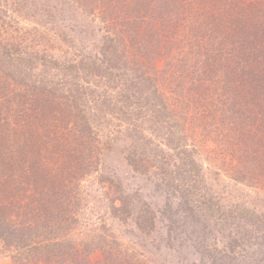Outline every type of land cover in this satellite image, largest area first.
I'll use <instances>...</instances> for the list:
<instances>
[{"label":"trees","instance_id":"1","mask_svg":"<svg viewBox=\"0 0 264 264\" xmlns=\"http://www.w3.org/2000/svg\"><path fill=\"white\" fill-rule=\"evenodd\" d=\"M27 1L0 0V242L24 254L16 264H167L160 246L182 223L199 235L203 264L263 251L264 201L240 189L264 192V0ZM71 2L88 22L80 28L65 17ZM136 6L153 12L143 25ZM122 134L131 170L170 199L157 210L99 175L102 216L137 240L134 251L105 238L89 248L76 232L81 182ZM218 181L238 192L214 190Z\"/></svg>","mask_w":264,"mask_h":264},{"label":"rangeland","instance_id":"2","mask_svg":"<svg viewBox=\"0 0 264 264\" xmlns=\"http://www.w3.org/2000/svg\"><path fill=\"white\" fill-rule=\"evenodd\" d=\"M34 2L35 4H40L41 0H28L25 2V5L27 6L32 5L31 2ZM57 0L52 1L55 3ZM154 0H151L152 6L154 5ZM141 4V1L140 3ZM33 8V7H31ZM65 9V17L71 18L76 22L75 28H80L82 24L88 23L87 20L82 16V12H80L75 4L71 5L67 4L64 6ZM149 11L146 9L140 10V8L137 9L136 7H133L129 9V14L132 17V19L138 21V25L141 23L142 25L147 22V19L150 15L153 14L151 11L150 14H148ZM123 15V14H122ZM30 20H27L29 23ZM100 25L99 21L98 23H91V27L88 29V34L91 32L93 35H99L98 34V26ZM205 26V21L202 23V25L199 27L200 31ZM205 28V27H204ZM198 32V36L194 37L195 40L199 38L201 32ZM187 46V45H186ZM181 48V46H178ZM184 52L186 53V60H196V55L193 52H188L187 47H183ZM186 49V50H185ZM172 53H176L177 56L171 54V62L176 64L177 57H180L177 49L172 50ZM161 64V62H160ZM174 64V66H175ZM179 64V63H178ZM191 67V66H190ZM192 69V68H190ZM197 133V132H193ZM193 136V137H192ZM201 136L192 134L191 137H189V140H187V144L189 146L191 143H193L192 139H198ZM130 142V138L124 134H122L119 138H116L115 141L111 142V147H108L107 151H103V163L104 167L101 169H98L97 171H94L91 175H89L86 179H84L81 184H83L85 196L83 200L80 202V208L78 211V220L79 224L77 225L76 232H79L78 240H82L81 242L89 244V248L91 244H94L99 238L102 240L105 238V241H111L112 239H119V249L122 251V249L127 248L128 251H134L133 248H135L134 242L137 240V234L130 229V224L124 225L118 220H107L105 218L108 217L102 216L103 213L106 212L105 205L107 204L106 195L102 194V191H100V188L102 186V182L98 181L100 176L109 173L111 177L116 179L119 182V185L121 188H123L124 193H132L135 192L137 189V192L135 193V200H138L140 202H144L152 208H158L157 210L162 209L161 207L164 205V202H166V199H170V196L165 190L156 189L154 184L150 181H147L145 177L142 175H139L136 172H133L126 162V160L123 157V153H125L124 149ZM211 146V145H208ZM201 150V149H200ZM200 154L204 156L202 153V150L200 151ZM198 155L199 153H193L192 159L196 161L198 164ZM229 159V157H228ZM203 162V161H202ZM234 162V161H233ZM232 162V163H233ZM203 166L206 167L207 164L203 162ZM207 168H209L207 170ZM204 170V176L206 175H213L211 174V167H207ZM211 168V169H210ZM97 172V173H96ZM110 186H113L110 184ZM226 185H222L220 181L217 183L212 184V188L214 190H222ZM238 186L234 188L233 185H228L226 187L228 191L231 194L235 195L234 189L238 192L237 189ZM113 188V187H112ZM247 193V199L248 201L252 202H258L264 201V192L261 191L258 194H253L250 192H246V189L241 188L240 192ZM115 195V194H114ZM259 200V201H258ZM177 201H172L171 208L169 209L171 212H174V207L179 209ZM171 203V202H170ZM105 207V208H104ZM176 214V213H175ZM101 217V218H100ZM189 218V217H188ZM157 226L154 229V236L159 237L162 236L163 238L166 237V227L163 226L165 223L157 222ZM172 233H170L172 240L169 241L170 247H168V251L165 247L160 246L159 254L161 256H166L168 258L167 264H203L201 261V258H199L198 253H194L192 251L193 245L197 243L199 240V235L195 234L194 232H190V228L185 225V223H182V226L180 228H175V226H172L171 229ZM93 232V234H91ZM151 235V233L149 234ZM90 239H94L93 242H90ZM166 242V239H162L160 241V244H164ZM95 245V244H94ZM11 248L4 245L0 242V264H16L18 256H24V254H18L17 259L15 260L16 253L10 250ZM137 250V246L136 249ZM152 252H156L153 249L150 250ZM249 253V258L247 260V264H264V250H258L254 249L252 247H248L247 250ZM122 257H125L123 254ZM15 255V257H14ZM165 258V261L167 260ZM180 258V260H178ZM15 260V262H14ZM153 261H155L154 256H152ZM201 260V261H200ZM250 260V261H249ZM159 261H163V259H160ZM126 261H124L125 264ZM163 262V263H164Z\"/></svg>","mask_w":264,"mask_h":264}]
</instances>
